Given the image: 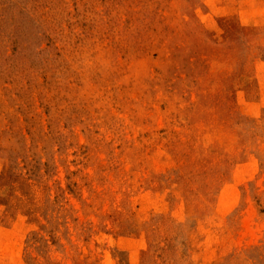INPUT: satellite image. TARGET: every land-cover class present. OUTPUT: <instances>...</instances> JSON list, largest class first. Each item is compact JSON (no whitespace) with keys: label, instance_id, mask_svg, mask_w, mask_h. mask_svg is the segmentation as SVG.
I'll return each instance as SVG.
<instances>
[{"label":"rangeland","instance_id":"rangeland-1","mask_svg":"<svg viewBox=\"0 0 264 264\" xmlns=\"http://www.w3.org/2000/svg\"><path fill=\"white\" fill-rule=\"evenodd\" d=\"M0 264H264V0H0Z\"/></svg>","mask_w":264,"mask_h":264}]
</instances>
